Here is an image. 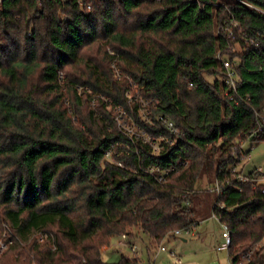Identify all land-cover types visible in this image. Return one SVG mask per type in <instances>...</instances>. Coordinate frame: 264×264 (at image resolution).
<instances>
[{
    "label": "trees",
    "instance_id": "1",
    "mask_svg": "<svg viewBox=\"0 0 264 264\" xmlns=\"http://www.w3.org/2000/svg\"><path fill=\"white\" fill-rule=\"evenodd\" d=\"M233 21L238 27L228 38ZM237 43L242 51H230ZM109 48L122 77L154 99L153 124L134 105L141 127L169 136L162 114L181 132L158 155L117 126L112 107L129 110V85L114 77ZM219 51L238 58L230 95ZM258 113L264 114V0H104L88 12L76 0H4L0 224L24 242L50 230L57 248L51 239L15 243L0 264H152L150 244L198 224L201 196L213 193L199 186L204 177L222 189L210 208L230 227L232 264L251 249L247 264H264V181L255 180V170H237L249 153L244 140L252 147L264 140ZM259 126L258 137L248 138ZM112 145L114 160L105 156ZM152 165L175 170L158 182L146 172ZM140 233L146 263L123 252L117 262L103 261L104 245L123 234L135 242Z\"/></svg>",
    "mask_w": 264,
    "mask_h": 264
},
{
    "label": "rangeland",
    "instance_id": "2",
    "mask_svg": "<svg viewBox=\"0 0 264 264\" xmlns=\"http://www.w3.org/2000/svg\"><path fill=\"white\" fill-rule=\"evenodd\" d=\"M99 5L100 3L98 4V6ZM236 27L238 26L233 25L232 22L230 24V27L227 28L225 31L226 33H228V31L233 30L234 34ZM219 30L220 29H217V32H219ZM229 49L233 52L240 50L242 51V48L238 43L235 44V47L233 45H229ZM114 53L117 54L115 51ZM220 57H231V55L229 54V52H225L223 54L220 53ZM113 59L114 58H112L110 61V67L114 72ZM237 60L238 58L233 59L234 62H237ZM116 66L119 68L118 61L116 62ZM122 78H126L128 80L129 88L125 94L127 98V103L129 105V110L126 107L120 106L117 110L116 108L112 107V111L114 112L115 116L121 115L122 123H130L132 119L136 118L135 116H133L134 105H140V101H135L133 99L134 96L140 95L145 99L147 97L141 94L138 84L132 78L126 75H123ZM207 78L209 80H214V76L212 75H208ZM81 89L82 88H80V91ZM86 92L88 91L86 90ZM131 117L133 118L131 119ZM252 143L253 141H251L250 139H246L243 142V149L246 151L249 150V153L246 155V158L243 159L242 163H240L237 167V170L240 171L242 175H245L252 170L259 169V167L262 168V172L264 173V140L258 142V144H255L254 147H252ZM199 186H201V188H206L210 190V188H214L215 184L212 181L209 183L208 178L204 177V179L199 182ZM212 192L213 193L211 194V196L202 195L200 199L201 201L202 199L203 201H206L204 202L205 204L203 203L202 205L208 210H210V203L213 199V195H216V192ZM201 201H199V203H202ZM197 212L198 224L197 229L195 230V234L193 235H169L165 239H163L162 242L158 244H150L147 248L146 243H143L142 241L143 238H146V235H142L140 233L138 237H136L135 242L139 245L141 260H144L145 262L148 261L149 256L146 251L147 248L151 250L150 260L152 261V264H232L228 250H218V247L221 246L224 242L222 237L223 225H221L219 220L212 216L213 214H210L211 216H201V212L199 209H197ZM202 217L206 218L200 220L202 219ZM45 233L48 234V238L51 239V241H54V234L50 230L45 229V231L43 232L37 231L33 234H30L29 240L27 242H24L21 241V239L16 235L14 231H12V229L7 224L1 223L0 240H10V238L12 237L14 238V240L11 244H7L6 248L2 250V252L0 253V258L5 252H7L11 248L10 246H12V244L18 243L22 246L29 243L32 244L34 241H40L41 235ZM48 238H45V240ZM114 241L115 240L111 242L112 245H104L102 248L103 261L107 263L117 262L122 252L125 254L130 253L127 247L120 248L114 245ZM162 245L166 247V250H160V247ZM29 252L33 253L31 249H29ZM180 260L182 262H180Z\"/></svg>",
    "mask_w": 264,
    "mask_h": 264
},
{
    "label": "built area",
    "instance_id": "3",
    "mask_svg": "<svg viewBox=\"0 0 264 264\" xmlns=\"http://www.w3.org/2000/svg\"><path fill=\"white\" fill-rule=\"evenodd\" d=\"M4 0H0V4L3 2ZM104 0H76L77 4L80 6V8L86 12L88 11H93L98 4L102 3ZM233 25L238 26V23L236 21H233ZM233 36V30L228 31V37ZM249 41L251 43H255V41L252 40V38L249 39ZM109 51L115 55L113 61V66H114V76L116 79L121 80L122 79V74L121 71L119 70L120 68H118L116 66V54L114 53V50L109 48ZM220 53H218V58H220L222 65H223V69H224V73L223 75H225V84H226V88H225V93L227 95H230L231 92L235 91L237 88V75L235 74V66L237 65V62H234L230 57H220ZM88 93L90 92L89 89H87ZM128 91V90H127ZM135 101H140V105L138 108L139 114L141 116L140 119H142L144 122L148 123V124H153L152 122V110L151 108L154 106V99H148V98H143L140 95L134 96L133 98ZM92 104L94 105L95 102L97 101L96 97H93L92 99ZM120 106L115 107L116 110L119 108ZM126 113V111H125ZM135 116V115H133ZM258 116H260L262 123H264V114H259ZM133 117H131L132 119ZM135 119V120H134ZM131 120L130 123L121 122V115H116L115 116V120L117 121V125L118 128H120L122 130V132L124 134H126L127 136H129L133 141L135 140H141L144 143H148L151 145L152 147V152L155 155H158L160 150L168 145H173L174 143V139L175 137L181 135V132L178 128V126H176L174 124V122L172 120H170L168 117L160 114L158 115V119L160 120V122L162 123L163 126H165L166 130L169 132V136L168 135H164L163 133L159 134V136L157 135H150L146 132V130L141 127L139 121H137L136 118H134ZM155 126V125H153ZM263 129L262 126H259L257 129L252 130V132L248 135V138L250 137H258L259 131H261ZM106 158L107 159H111L114 160V156H119V153L116 152V147L114 145H112L109 150L106 153ZM121 164V163H120ZM175 169L174 167H169V168H162L160 166H150L146 169V172L154 175V177L157 178L158 182H166L168 179V175L173 172ZM256 174H258V176L255 178V180L260 183L263 181L264 179V173L262 172V168L259 167V169L255 170ZM242 178L248 179V177L243 176ZM213 191H216L218 194L222 193V189L220 188V186L218 185V183L215 184L214 188L212 189ZM213 216L219 220V218L213 214ZM220 221V220H219ZM221 223V222H220ZM221 225H223V230H222V237H223V243L221 246L218 247L219 250H228V248L230 247V245L232 244V239H231V231H230V227L227 224L221 223ZM197 229V225L194 223L193 226L191 227H185V228H179L178 230H176L174 232V235H193L195 234V230ZM39 231V232H43ZM48 234H42L40 241L39 242H45V238H48ZM127 234H123L121 237H119L118 239H116L114 242V245H116L117 247L120 248H124L127 247L129 249V254L127 253V257H139L140 258V249H139V245L136 242H129L127 241ZM49 239V238H48ZM14 238H10V240H0V253L2 252V250L4 248H6L7 244H11L13 242ZM47 240V239H46ZM50 246H52V249H56L57 247L54 245V241H51ZM108 249V248H107ZM166 247L164 245H162L160 247V250H165ZM253 249L243 253L240 258L237 261V264H247L249 261L252 260V254H253ZM141 259V258H140ZM144 263H146L144 260H142ZM180 262H182L180 260Z\"/></svg>",
    "mask_w": 264,
    "mask_h": 264
},
{
    "label": "crops",
    "instance_id": "4",
    "mask_svg": "<svg viewBox=\"0 0 264 264\" xmlns=\"http://www.w3.org/2000/svg\"><path fill=\"white\" fill-rule=\"evenodd\" d=\"M202 203H199V205L197 206V209H199L200 211H201V216H208V215H210V214H212L211 212H212V208H210V210H208L207 208H204V206L202 205L204 202H206V201H203V199H202V201H201ZM205 204V203H204ZM202 205V206H201ZM207 206V205H206ZM211 216V215H210ZM213 216V215H212ZM214 217V216H213ZM204 218H206V217H202V219H200V220H203ZM215 218V217H214ZM166 250V249H165ZM219 250V249H218Z\"/></svg>",
    "mask_w": 264,
    "mask_h": 264
}]
</instances>
